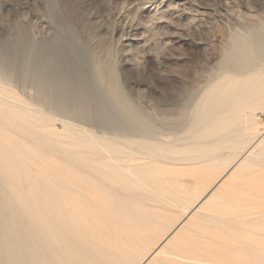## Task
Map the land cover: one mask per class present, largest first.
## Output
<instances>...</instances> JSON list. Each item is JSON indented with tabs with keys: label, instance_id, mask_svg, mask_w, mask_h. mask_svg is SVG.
Instances as JSON below:
<instances>
[{
	"label": "bare ground",
	"instance_id": "bare-ground-1",
	"mask_svg": "<svg viewBox=\"0 0 264 264\" xmlns=\"http://www.w3.org/2000/svg\"><path fill=\"white\" fill-rule=\"evenodd\" d=\"M17 38L24 39L22 48L32 49L19 53L23 58L20 64L6 49L0 57V264H122L139 236L145 235L153 224L156 212L150 207H135V201L124 197L116 188L126 181L148 188L146 176L136 167L150 166L154 161L205 164L208 168L226 162L229 166L138 264L208 262L207 254L212 253L207 245L228 247L230 242L225 240V234L254 222L257 212L251 207L255 201L254 205L248 200L246 204L245 199L228 202L227 193L241 182L245 170L264 167V131L256 133L253 119V111L264 107V22L230 38L227 54L219 63L220 72L202 91L190 114L181 113L174 119L169 140L164 139L163 128L142 114L123 94L113 70L95 64L94 71L87 73L82 53L76 49L70 53L59 49L75 48L73 43L31 44L23 24L18 26ZM61 53L69 55L62 57ZM70 66L73 69L68 72ZM19 75L30 84L32 92L26 96L30 103L11 92L10 81ZM104 82L107 91L99 89ZM41 107L50 108L52 117L68 120L63 122L69 130L75 129L74 121L114 128L111 135L97 137L76 127L77 132L99 147L102 166L107 169L84 161L79 162L77 171L53 166L50 180L36 163L30 165L18 150L19 138L9 132L21 131L30 141L41 142L48 148L51 143L39 140L38 134L26 132L10 115L14 112L16 116L22 112L45 115L46 109ZM261 172V182L252 184L255 187L251 190H256V197L262 199ZM78 175L87 181L77 178ZM112 193H118L119 203L133 213V222L116 233V241L100 244L90 237L84 212L99 210L97 205L103 196ZM169 195L170 191L162 189L151 197L158 202L161 196ZM126 196L148 199L139 191L127 192ZM154 200H150L155 204L152 208H161ZM220 205L223 211L216 210ZM251 215L254 218H245ZM192 217L193 227L200 229L207 219L215 230L210 226L201 231L203 239L194 240L190 234L181 232V226ZM259 234H264V227L241 242L240 262L225 259L216 264H264V237L259 238ZM197 243L206 245L197 247Z\"/></svg>",
	"mask_w": 264,
	"mask_h": 264
},
{
	"label": "rangeland",
	"instance_id": "rangeland-1",
	"mask_svg": "<svg viewBox=\"0 0 264 264\" xmlns=\"http://www.w3.org/2000/svg\"><path fill=\"white\" fill-rule=\"evenodd\" d=\"M262 22L264 0H0V57L6 49L20 64L23 58L19 53L32 49L30 46H20L24 40L17 38L20 24L24 25L31 44L73 43L75 48L63 46L59 49L67 53L76 49L82 53L87 73L94 71L95 64L113 70L123 94L132 100L142 114L161 126L164 139L169 140L174 119L181 113L190 114L197 98L220 72L219 63L227 54L225 49L230 38L260 26ZM62 55L67 57L69 54ZM68 60L73 58L68 57ZM68 68V72L73 69L71 66ZM20 76L10 81L11 92L30 103L26 97L32 92L30 84ZM99 89L107 91V84L101 83ZM41 108L46 109L45 115L35 116L27 112L10 115L16 124L23 125L26 132L38 134L39 140L51 143L48 148L41 142L30 141L21 131L9 132L19 138L18 150L30 165L36 163L40 172L50 180L54 175L53 166L77 171L79 162L84 161L93 167L107 169L102 166L99 147L86 135L77 132V128H84L97 137L111 135L109 133L114 128L112 130L98 123L78 124L70 121L75 129L69 130L63 122L68 120L53 118L50 108ZM253 119L256 133L264 131V107L253 111ZM228 166L225 162L219 167L208 168L205 164L184 165L168 160L136 167L146 176L148 188L126 181L116 191L132 198L135 207H150L156 216L122 264H138L144 259L174 228L185 211L215 184ZM263 168L245 170L241 182L230 187L227 193L228 202L238 199L244 202L245 199L246 204L248 200L254 205L255 201L251 207L257 212L253 214L255 218L253 215L245 217L249 220L254 218V222L245 224L239 231L225 234V240L230 242L228 247L207 245L212 253L207 254L210 261L201 264H216L225 259L240 262L238 253L243 249L241 242L264 227V198H257L256 190H251L255 187L252 184L261 182L259 178L261 171L264 176ZM77 178L84 179L80 175ZM162 189L170 191V195L161 196L162 200L157 202L151 196ZM135 191L148 199L126 196L127 192ZM261 191L264 196V189ZM248 193L250 196L246 195ZM103 197L97 205L99 210L89 209L84 214L91 228L90 237L100 244L108 241L111 244L116 241L114 237L120 229L132 224L133 213L119 203L118 193ZM150 200L157 202L156 205L161 208L153 209L155 204ZM218 209L224 210L222 205L216 207ZM193 220L192 217L185 226H181V232L190 234L198 241L203 239L201 231L210 229L212 224L206 219L203 227L197 229L192 226ZM258 236L262 238L264 234ZM202 245L206 244H196L197 247Z\"/></svg>",
	"mask_w": 264,
	"mask_h": 264
}]
</instances>
